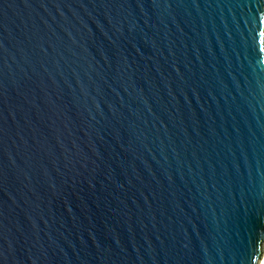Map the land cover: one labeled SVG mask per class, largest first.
Wrapping results in <instances>:
<instances>
[{"label": "water", "instance_id": "1", "mask_svg": "<svg viewBox=\"0 0 264 264\" xmlns=\"http://www.w3.org/2000/svg\"><path fill=\"white\" fill-rule=\"evenodd\" d=\"M264 0H0V264H260Z\"/></svg>", "mask_w": 264, "mask_h": 264}, {"label": "rangeland", "instance_id": "2", "mask_svg": "<svg viewBox=\"0 0 264 264\" xmlns=\"http://www.w3.org/2000/svg\"><path fill=\"white\" fill-rule=\"evenodd\" d=\"M260 264H264V256H263V258L261 259Z\"/></svg>", "mask_w": 264, "mask_h": 264}]
</instances>
